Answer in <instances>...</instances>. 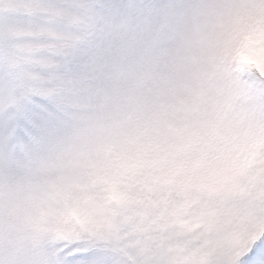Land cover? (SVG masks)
I'll use <instances>...</instances> for the list:
<instances>
[{
  "label": "snow or ice",
  "instance_id": "1",
  "mask_svg": "<svg viewBox=\"0 0 264 264\" xmlns=\"http://www.w3.org/2000/svg\"><path fill=\"white\" fill-rule=\"evenodd\" d=\"M0 264H264V0H0Z\"/></svg>",
  "mask_w": 264,
  "mask_h": 264
}]
</instances>
